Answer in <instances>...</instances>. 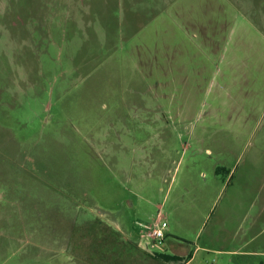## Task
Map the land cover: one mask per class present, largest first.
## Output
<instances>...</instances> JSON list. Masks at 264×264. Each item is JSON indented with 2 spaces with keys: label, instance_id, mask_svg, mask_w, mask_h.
<instances>
[{
  "label": "rangeland",
  "instance_id": "1",
  "mask_svg": "<svg viewBox=\"0 0 264 264\" xmlns=\"http://www.w3.org/2000/svg\"><path fill=\"white\" fill-rule=\"evenodd\" d=\"M261 185L264 0H0V264H264Z\"/></svg>",
  "mask_w": 264,
  "mask_h": 264
},
{
  "label": "crops",
  "instance_id": "2",
  "mask_svg": "<svg viewBox=\"0 0 264 264\" xmlns=\"http://www.w3.org/2000/svg\"><path fill=\"white\" fill-rule=\"evenodd\" d=\"M262 193L264 195V185H261L257 188V190H256L257 196L256 197H253L254 195H252V197L247 199L246 202H244V203L241 202L239 204L240 208L242 210H246V212L248 214H252L249 226L247 228L248 233L254 231L256 225L258 224V222H260L261 217L264 216V198L260 199V196L262 195ZM228 220H229V218H228ZM168 237H169V234L167 233L166 242L168 241ZM254 240H255V237L250 239L247 242V246H250ZM182 244L186 245L187 248H182L181 247ZM172 245H173V248L179 247V248H176L174 250L175 252L185 250L186 252H184V251L183 252L188 254V259L184 260L183 264H193L195 259H196L197 254H198L196 252L199 249H202L203 251H207L209 253H213L216 255L237 256V257H239V256H256L258 254V252H256V251L244 252V251H242V249H231V248H225V247L217 249V248H212L209 246H205V247H201V248L197 247L195 250V253L193 254L192 250L190 249V243H187L186 241L184 242V240L178 239V242H176Z\"/></svg>",
  "mask_w": 264,
  "mask_h": 264
},
{
  "label": "built area",
  "instance_id": "3",
  "mask_svg": "<svg viewBox=\"0 0 264 264\" xmlns=\"http://www.w3.org/2000/svg\"><path fill=\"white\" fill-rule=\"evenodd\" d=\"M168 227L169 225L167 221L161 217H158L155 224L145 227V231L142 233L141 237L146 239V241H143L146 250H150V244L148 241L153 242L154 246H163L165 244Z\"/></svg>",
  "mask_w": 264,
  "mask_h": 264
},
{
  "label": "trees",
  "instance_id": "4",
  "mask_svg": "<svg viewBox=\"0 0 264 264\" xmlns=\"http://www.w3.org/2000/svg\"><path fill=\"white\" fill-rule=\"evenodd\" d=\"M219 171V169H218ZM167 239V237H166ZM166 242V240H165ZM185 242V241H184ZM159 258H162V259H169V260H179L178 257H174V256H170V255H165V254H158Z\"/></svg>",
  "mask_w": 264,
  "mask_h": 264
}]
</instances>
